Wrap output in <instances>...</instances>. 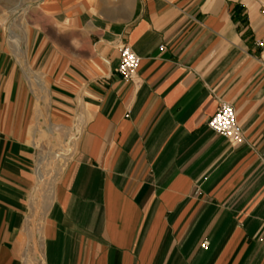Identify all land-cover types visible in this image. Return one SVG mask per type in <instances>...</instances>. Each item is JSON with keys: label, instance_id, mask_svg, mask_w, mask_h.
<instances>
[{"label": "crops", "instance_id": "0c3cea01", "mask_svg": "<svg viewBox=\"0 0 264 264\" xmlns=\"http://www.w3.org/2000/svg\"><path fill=\"white\" fill-rule=\"evenodd\" d=\"M0 10L20 28H0V264H264V0ZM121 46L139 58L131 80ZM222 102L241 143L206 128ZM55 126L78 131L33 219Z\"/></svg>", "mask_w": 264, "mask_h": 264}, {"label": "rangeland", "instance_id": "374dc122", "mask_svg": "<svg viewBox=\"0 0 264 264\" xmlns=\"http://www.w3.org/2000/svg\"><path fill=\"white\" fill-rule=\"evenodd\" d=\"M0 28L13 32L20 29L18 28L17 18L10 16L8 12L1 10ZM8 39L15 47L16 42H19L11 32H8ZM58 129V126H55L54 133H42V141L39 148L40 152L38 154L40 162H38L35 170L37 182L34 183L31 197L32 208L30 213L32 214L33 219L39 218L43 213V203L45 201V197L48 195L50 184L55 179V176L60 172L66 159L71 154L73 147L72 143L74 141L75 134L78 131V128L75 126L74 130H71L70 134H68V137L66 138L65 134ZM58 155H63V158H57L56 156Z\"/></svg>", "mask_w": 264, "mask_h": 264}, {"label": "built area", "instance_id": "2783aa9c", "mask_svg": "<svg viewBox=\"0 0 264 264\" xmlns=\"http://www.w3.org/2000/svg\"><path fill=\"white\" fill-rule=\"evenodd\" d=\"M259 47L261 43L257 44ZM139 58L131 51L128 46H121L119 49V63L117 73L124 80H131L138 69ZM206 128L215 135H218L232 143L238 144L242 142L241 129L236 122L234 108L225 102H222L215 114L206 121ZM264 164V153L261 156ZM207 246L206 242L201 244V248Z\"/></svg>", "mask_w": 264, "mask_h": 264}, {"label": "bare ground", "instance_id": "6f19581e", "mask_svg": "<svg viewBox=\"0 0 264 264\" xmlns=\"http://www.w3.org/2000/svg\"><path fill=\"white\" fill-rule=\"evenodd\" d=\"M57 158L58 157H60V158H63V155H58V156H56ZM40 162V161H39ZM52 184H53V181L51 182V184H50V188H49V195H51V191H52ZM47 193V192H46ZM48 196V195H47ZM46 198H48V197H46ZM49 198H50V196H49Z\"/></svg>", "mask_w": 264, "mask_h": 264}]
</instances>
